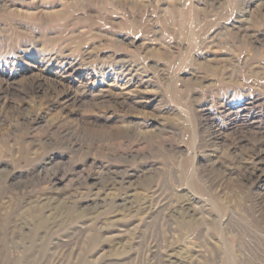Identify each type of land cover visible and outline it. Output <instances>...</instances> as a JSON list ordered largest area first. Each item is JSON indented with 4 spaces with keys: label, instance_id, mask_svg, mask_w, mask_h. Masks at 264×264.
Wrapping results in <instances>:
<instances>
[{
    "label": "rangeland",
    "instance_id": "374dc122",
    "mask_svg": "<svg viewBox=\"0 0 264 264\" xmlns=\"http://www.w3.org/2000/svg\"><path fill=\"white\" fill-rule=\"evenodd\" d=\"M0 264H264V0H0Z\"/></svg>",
    "mask_w": 264,
    "mask_h": 264
},
{
    "label": "bare ground",
    "instance_id": "6f19581e",
    "mask_svg": "<svg viewBox=\"0 0 264 264\" xmlns=\"http://www.w3.org/2000/svg\"><path fill=\"white\" fill-rule=\"evenodd\" d=\"M106 10V9H105ZM53 15V14H52ZM54 16H55V14H54ZM50 17V16H49ZM56 17V16H55Z\"/></svg>",
    "mask_w": 264,
    "mask_h": 264
}]
</instances>
